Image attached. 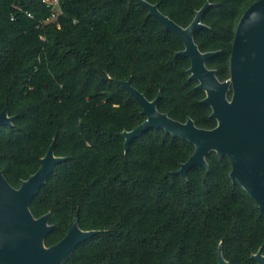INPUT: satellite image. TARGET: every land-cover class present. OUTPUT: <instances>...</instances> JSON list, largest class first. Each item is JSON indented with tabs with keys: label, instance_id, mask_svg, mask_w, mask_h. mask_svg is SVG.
Listing matches in <instances>:
<instances>
[{
	"label": "trees",
	"instance_id": "1",
	"mask_svg": "<svg viewBox=\"0 0 264 264\" xmlns=\"http://www.w3.org/2000/svg\"><path fill=\"white\" fill-rule=\"evenodd\" d=\"M56 21L43 20L42 0H0V169L15 187L39 166L51 141L65 156L30 202L34 216L50 212L45 244L58 241L78 213L82 229L99 232L80 242L63 264H217L219 242L230 264H257L264 212L215 152L209 169L195 165L187 182L174 171L193 145L162 128L132 139L121 131L144 120L141 106L116 79L174 119L190 116L210 128L204 92L188 77L182 41L135 0H60ZM180 25L205 1L207 26L194 40L216 50L206 65L223 80L237 21L254 0H147ZM27 13H30L28 15Z\"/></svg>",
	"mask_w": 264,
	"mask_h": 264
},
{
	"label": "water",
	"instance_id": "2",
	"mask_svg": "<svg viewBox=\"0 0 264 264\" xmlns=\"http://www.w3.org/2000/svg\"><path fill=\"white\" fill-rule=\"evenodd\" d=\"M155 16L164 29L170 30L182 41L183 48L175 55L189 60L188 77L196 81V87L204 92L201 102L210 107L209 117L215 120L210 128L199 127L187 116L184 121L174 119L157 108L160 93L148 99L131 84V79L115 82L133 96L141 106L144 120L134 128L122 130L124 151L132 139L151 128H162L172 136L186 139L193 150L180 162L174 173L187 182V172L195 165L209 169L206 155L215 152L221 159L226 156L230 163L229 176L238 182L247 195L264 212V0H254L239 17L231 43L229 76L223 80L216 69L206 61L216 50L201 51L194 40L195 32L207 25L202 17L211 3L205 1L195 10L190 22L183 26L162 13L158 3L135 0ZM13 116L5 104L0 110V126L10 125ZM65 156L55 155L52 140L38 168L27 178L13 186L0 169V264H63L76 246L99 232L82 229L76 212L65 234L56 242L46 245L45 237L54 224L49 222L50 212L34 216L30 202L45 185L55 165ZM257 264H264L262 247L250 255ZM217 264H230L219 242Z\"/></svg>",
	"mask_w": 264,
	"mask_h": 264
},
{
	"label": "built area",
	"instance_id": "3",
	"mask_svg": "<svg viewBox=\"0 0 264 264\" xmlns=\"http://www.w3.org/2000/svg\"><path fill=\"white\" fill-rule=\"evenodd\" d=\"M49 7V15L43 20V23L48 21H56L58 15L61 11V1L60 0H42ZM30 15V13H27Z\"/></svg>",
	"mask_w": 264,
	"mask_h": 264
},
{
	"label": "rangeland",
	"instance_id": "4",
	"mask_svg": "<svg viewBox=\"0 0 264 264\" xmlns=\"http://www.w3.org/2000/svg\"><path fill=\"white\" fill-rule=\"evenodd\" d=\"M188 66H189V61H188ZM188 66L186 68H188Z\"/></svg>",
	"mask_w": 264,
	"mask_h": 264
}]
</instances>
